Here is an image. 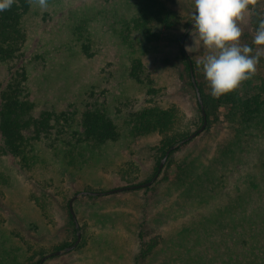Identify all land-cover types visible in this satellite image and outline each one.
<instances>
[{"label":"rangeland","instance_id":"rangeland-1","mask_svg":"<svg viewBox=\"0 0 264 264\" xmlns=\"http://www.w3.org/2000/svg\"><path fill=\"white\" fill-rule=\"evenodd\" d=\"M121 1L47 0V8L40 9L34 0H28V11L22 21L26 32L23 51L26 59L32 60L28 75L35 105L33 112L38 115L44 109L60 110L67 102L78 101L85 89L108 71L106 63H111L110 69L117 77L119 67L133 54L141 59L153 77L161 103L175 106V121L163 135H148L136 141L122 135L117 141L94 151L75 170L60 171L57 163L48 161L47 155L30 168L20 170L12 157L0 155V264H27L29 258L35 260L71 244L76 231L68 217L67 203L73 194L141 183L153 172L156 151L163 138H179L195 131L202 123L195 90L189 85L178 47L182 33L191 22L193 0H158L166 10L177 14V24L167 31L159 44L149 45L145 41L141 46L134 45V51L122 44V36L111 37L108 31L102 34L101 29H108V24L102 28L99 25L104 15L111 19L109 11L118 9ZM251 9L239 23L241 46L255 47L252 39L258 19L264 18V0H256ZM79 25L93 32L89 48L92 57H86L76 45ZM190 31L184 39V50L192 60L191 72L197 87L199 85L210 95L201 69V61L210 50L197 40L193 41ZM130 38L127 41L130 42ZM114 42L121 43L112 45ZM3 71L1 69L0 73ZM261 76L264 77V58L258 63L255 75L241 82L237 91L244 95L246 82L259 83ZM117 86L110 91V83L108 86L102 83V88L107 90L104 94H123L133 100L135 106L142 103L143 94L137 83L123 79L119 89ZM225 106L210 114L208 130L175 148L170 162L165 161L156 177L157 182L151 186L75 198L72 209L79 225L80 240L72 250L51 256L42 264H157L149 259L153 252L149 250L158 235L154 227L162 231L167 225L159 226L153 221V226L149 224V200L162 192L183 159L197 150L205 157L200 146L230 136L225 130ZM257 169L264 171V166ZM183 215V224L197 226L202 220L196 209Z\"/></svg>","mask_w":264,"mask_h":264},{"label":"trees","instance_id":"trees-1","mask_svg":"<svg viewBox=\"0 0 264 264\" xmlns=\"http://www.w3.org/2000/svg\"><path fill=\"white\" fill-rule=\"evenodd\" d=\"M119 4L118 9L109 11L111 19L104 15L99 25L102 28L108 24V29H101L102 34L108 31L111 37L122 36V44L132 51L136 50L134 45L141 46L145 41L159 44L177 24V14L166 10L158 0H122ZM28 7V0H15L9 10L0 12V71L4 70L0 73V155L12 157L20 170L44 160L43 155L57 163L60 171L75 170L94 151L122 135L136 141L148 135H163L171 128L175 106L161 103L153 77L133 54L119 67L117 77L110 69L111 63H106L108 71L85 89L81 99L67 102L60 110L44 109L35 115L28 75L32 60L26 59L23 51L26 32L22 21ZM92 33L82 25L76 28V45L86 57L93 56L89 52ZM179 56L194 90L192 60L180 47ZM123 79L140 86L141 104L135 106L123 94H104L107 90L102 83H110L112 91L114 85L119 89ZM244 87V95L236 88L213 98L198 85L207 120L203 131L208 130L210 114L226 105L225 130L230 136L200 146L205 157L198 150L189 153L164 190L149 200V224L167 225L162 231L154 227L158 235L149 259L157 264H264V171L257 169L264 166V77L259 83L247 81ZM197 108L200 112L198 103ZM202 119L200 112V122ZM188 134L162 139L153 172L141 183L156 173L165 150ZM194 209L202 220L197 226L183 224V214ZM68 217L74 226L69 211ZM40 257L29 258L27 264H38Z\"/></svg>","mask_w":264,"mask_h":264},{"label":"clouds","instance_id":"clouds-1","mask_svg":"<svg viewBox=\"0 0 264 264\" xmlns=\"http://www.w3.org/2000/svg\"><path fill=\"white\" fill-rule=\"evenodd\" d=\"M15 0H0V12L9 10ZM40 9L47 0H34ZM255 0H193L192 40H197L210 54L201 61L204 79L213 98H219L241 82L251 79L264 58V18H259L252 46H241L239 23L252 11Z\"/></svg>","mask_w":264,"mask_h":264},{"label":"water","instance_id":"water-1","mask_svg":"<svg viewBox=\"0 0 264 264\" xmlns=\"http://www.w3.org/2000/svg\"><path fill=\"white\" fill-rule=\"evenodd\" d=\"M256 1V0H255ZM192 28L191 22L186 26L184 32L182 33L180 39H179V47L181 49V51L185 54V56H187L185 50H184V39L187 35V33L190 31V29ZM190 78H191V82L192 85L194 87L195 90V95H196V100L201 112V116H202V123L201 125L193 132L189 133L187 136L183 137L182 139H180L179 141H177L176 143L171 144L164 152L163 156L161 157L159 164L157 166V171L156 173L151 177L150 180L145 181L143 183H138V184H133V185H126V186H121V187H117V188H113L110 189L108 191H88V190H81L75 194H73L67 203L68 206V211L71 215V218L74 222V228L76 229L75 233H76V238L75 240L68 246L64 247L63 249H58L49 253H46L44 255H42L39 259L38 264H42L44 260H46L47 258L54 256V255H59L62 254L64 252H68L70 250H72L73 248H75L80 240V230H79V225L78 222L76 220L74 211L72 209V202L75 198L81 196V195H92V196H103L106 194H112V193H117V192H121L123 190H129V189H135V188H143V187H147L149 186L157 177L159 171L161 170V168L163 167V164L165 163L168 154L170 153V151H172L173 149H175L176 147H178L179 145H182L183 143H185L186 141H189L190 139H192L193 137H195L197 134H199L201 131H203L205 125H206V115H205V111H204V107H203V103H202V99L200 96V92L198 90V87L195 83L194 77L192 75V72L190 70Z\"/></svg>","mask_w":264,"mask_h":264}]
</instances>
